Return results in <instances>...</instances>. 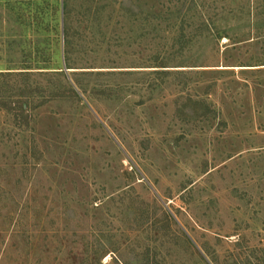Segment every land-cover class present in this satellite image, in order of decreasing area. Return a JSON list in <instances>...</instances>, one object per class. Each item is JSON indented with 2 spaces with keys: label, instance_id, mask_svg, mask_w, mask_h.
Wrapping results in <instances>:
<instances>
[{
  "label": "rangeland",
  "instance_id": "1",
  "mask_svg": "<svg viewBox=\"0 0 264 264\" xmlns=\"http://www.w3.org/2000/svg\"><path fill=\"white\" fill-rule=\"evenodd\" d=\"M0 264H264V0H0Z\"/></svg>",
  "mask_w": 264,
  "mask_h": 264
}]
</instances>
